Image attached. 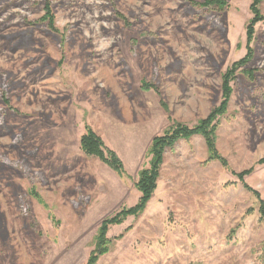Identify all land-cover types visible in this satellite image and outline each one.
<instances>
[{
    "label": "rangeland",
    "instance_id": "1",
    "mask_svg": "<svg viewBox=\"0 0 264 264\" xmlns=\"http://www.w3.org/2000/svg\"><path fill=\"white\" fill-rule=\"evenodd\" d=\"M46 1L0 0V264L86 263L102 222L138 201L154 137L206 118L248 52L253 0H49L57 30ZM250 46L216 118L228 165L202 134L179 139L96 264H264L263 21ZM86 126L125 174L82 150Z\"/></svg>",
    "mask_w": 264,
    "mask_h": 264
},
{
    "label": "trees",
    "instance_id": "2",
    "mask_svg": "<svg viewBox=\"0 0 264 264\" xmlns=\"http://www.w3.org/2000/svg\"><path fill=\"white\" fill-rule=\"evenodd\" d=\"M262 1L263 0H253L251 4L250 8L253 13V17L249 20L247 25L248 52L244 58L234 62L223 75V99L221 103L215 107L206 118L201 119L196 126L190 127L188 125L175 122L163 134L154 137L149 150L152 156L149 165L143 167L139 171L138 181L135 184L136 188L141 193L138 201L131 207L122 208L115 215L102 222L96 236L95 249L92 250L87 262L84 264H96L100 256L109 251L110 239L108 238L107 233L111 225L121 224L128 216H137L146 209L147 204L152 198L157 187V180L160 176V169L164 160V152L167 148H172L179 139H189L195 134H202L207 142L210 153L209 159H217L224 166L228 165L226 158L218 151L216 146V118L218 115L224 114L227 111L228 101L233 91L231 82L236 78V72L242 67L245 69V66L253 57V49L250 44L254 39L255 25L259 21L264 22V13H262L260 8ZM190 4L194 7L200 5L206 7V9H210L211 7L212 9L224 10L227 2L225 0H206L202 3L190 1ZM42 19L48 22L51 29L57 30L53 26L54 14L51 8V1L49 0L46 1V14ZM245 71L250 74L252 73L250 70ZM144 84V87L146 88L151 87V84ZM3 97L5 98V96ZM4 102L9 104L8 99H4ZM81 148L88 155L98 156L120 175L125 174L126 170L124 163L120 157L113 150L107 149L102 138L98 136L89 126H86V132L81 137ZM262 161H264V158ZM250 171L251 169L245 170L241 173H237V175L241 180H244V177L250 173ZM256 193L258 194V192ZM260 202L262 215L264 217V202L263 200Z\"/></svg>",
    "mask_w": 264,
    "mask_h": 264
}]
</instances>
